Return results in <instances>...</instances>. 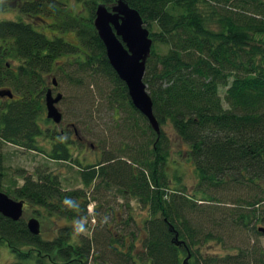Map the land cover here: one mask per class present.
I'll return each instance as SVG.
<instances>
[{
	"label": "trees",
	"instance_id": "1",
	"mask_svg": "<svg viewBox=\"0 0 264 264\" xmlns=\"http://www.w3.org/2000/svg\"><path fill=\"white\" fill-rule=\"evenodd\" d=\"M65 1L0 0V12L12 7L19 11L12 20H0V89L14 96L0 98V143L36 149V139L44 136L38 121L50 122L43 118L47 91L43 75L56 60L80 51L77 65L108 78L113 86L111 98L126 111V131L140 139L133 148L136 155L128 160L132 166L121 159L104 161L111 162L105 171L108 180L122 177L121 183L149 213L143 237L138 239L135 233H129L127 240L120 234L110 236V242L127 248L118 253L109 242L111 252L122 255L124 264H137V260L140 264H183L185 260L186 264H264V248L240 251L233 257L203 258L199 246L211 235L189 219L201 205L221 203L208 190L246 186L252 195L237 201L241 205L235 212L225 208V220L248 227L256 235L254 224L264 225V43L256 39L264 36V0H121L139 14L152 40L143 82L159 135L133 107L93 26L97 6L110 10L119 0H78L88 8L86 17ZM41 16L51 20L47 24L51 36L22 18L41 20ZM68 31L74 32L82 49L63 41ZM161 47L167 48L163 54ZM8 60L19 64L13 67ZM220 90H224L223 97ZM139 122L145 127H139ZM165 123L188 146L198 197L169 182V145L161 130ZM58 142L50 158L65 162L67 144ZM100 165L83 174L85 184L99 176L93 168ZM3 176L0 173V192L13 200L24 199L57 212L78 206L74 203L79 193L63 190L57 177L26 178L22 186L11 190L14 183L4 188ZM68 229L48 241L31 235L23 218L13 222L0 215V244L12 253L14 260L9 264H87L90 244H74Z\"/></svg>",
	"mask_w": 264,
	"mask_h": 264
},
{
	"label": "rangeland",
	"instance_id": "2",
	"mask_svg": "<svg viewBox=\"0 0 264 264\" xmlns=\"http://www.w3.org/2000/svg\"><path fill=\"white\" fill-rule=\"evenodd\" d=\"M69 7L79 15L86 17L87 7L78 0H66ZM84 9V10H83ZM19 14L17 9L0 12V20H12ZM76 14V15H77ZM24 22L37 24V30L44 28L47 36H51V31L47 24L51 20L41 16L27 19L22 17ZM157 30L156 27H152ZM64 42L77 48H83L75 37L74 32L63 34ZM264 43V36L256 38ZM167 51L166 47H161V54ZM80 51H75L68 58L62 57L56 60L50 72L43 75L46 80V88L52 89L53 97L61 95V100L56 108L62 115V120L58 125L38 121L44 136L38 137L34 143L35 150H29L12 143H0V154L2 155V166L0 173H3L2 185L8 188L13 182L14 188L24 184L26 178L33 181L40 175H50L57 177L61 187L65 191H77L80 199L74 203L77 208H64L60 212L52 208L40 206L24 201V214L22 218L26 223L31 218H36L40 223V237L44 240H54L65 228L72 233L73 243L81 246L83 241H88L91 246L87 264H124L123 256L117 255L110 250V239L117 234L128 239L129 233H135L136 238L144 235V221L149 219L147 208L139 202L129 189L121 183L122 177L115 180H108L105 171L109 170L111 162L104 163L108 158L113 161L128 160L134 154V146L140 144L137 134L128 133L123 122L127 120L126 111L118 105L112 98L113 86L106 76L88 68H80L78 56ZM13 67H17L19 62H11ZM56 86L53 87L52 83ZM224 90L219 94L223 97ZM46 111L44 106L43 118ZM72 124L80 137L87 139L86 147L77 143L73 135ZM139 127L144 128L142 122ZM135 130L137 129L134 124ZM65 131V137L61 138L60 131ZM162 132L167 140L168 162L166 174L169 182L177 183L182 187L185 194L200 196L195 192L198 183L194 165L188 156V146L181 142L175 135L174 130L167 123L162 125ZM148 137V136H147ZM145 137V139H147ZM145 139L142 141L145 143ZM58 140L67 144L68 160L65 162L54 161L50 154ZM91 145L93 147H91ZM136 155V154H134ZM104 163V164H103ZM102 164L93 169L99 172L91 183L85 184L83 174L92 170L91 166ZM138 171L141 169L133 165ZM114 178V177H113ZM124 182V181H123ZM169 187H175L170 186ZM249 190L246 186L234 187L225 186L222 190H208L207 193L215 197L221 203L219 206L201 205L200 211L196 210L189 214V219L194 222L204 232H209V238L204 244L199 246V251L203 258L214 256L219 258L233 257L241 251L257 250L264 248V236L254 234L250 228L235 224L225 220L224 209L238 210L240 202L246 199ZM18 200V199H17ZM197 201V200H196ZM215 205V204H214ZM77 221H83L85 230L77 231ZM264 226L260 223L254 224V229ZM110 238V239H109ZM112 242V243H111ZM111 247L116 248L118 253L126 252V249L118 243L111 241ZM128 244V243H127ZM139 248V241L135 242ZM27 250V248H24ZM12 253L3 244H0V264L13 262ZM137 264L140 262L137 260Z\"/></svg>",
	"mask_w": 264,
	"mask_h": 264
},
{
	"label": "water",
	"instance_id": "3",
	"mask_svg": "<svg viewBox=\"0 0 264 264\" xmlns=\"http://www.w3.org/2000/svg\"><path fill=\"white\" fill-rule=\"evenodd\" d=\"M93 26L105 47L109 65L126 85L133 107L159 135L160 128L153 116L152 102L143 82L152 40L139 14L121 0L110 11L101 4L95 10ZM53 85L55 86L54 81ZM0 97L13 98V95L9 90H0ZM60 100V94L53 97L50 90L46 92V118L54 124H59L62 120V115L56 108ZM23 205L24 201L13 200L0 192V215L3 217L13 222L19 221L23 215ZM26 228L31 235H40V223L36 218L29 219ZM257 232L264 236V227H258ZM183 264H186V260Z\"/></svg>",
	"mask_w": 264,
	"mask_h": 264
},
{
	"label": "flooded vegetation",
	"instance_id": "4",
	"mask_svg": "<svg viewBox=\"0 0 264 264\" xmlns=\"http://www.w3.org/2000/svg\"><path fill=\"white\" fill-rule=\"evenodd\" d=\"M0 98H4V97H0ZM70 125H71L70 127H72V130H73V135L76 138L75 141H77V143L81 144L83 147H86L87 139L85 137H80L78 132L74 128V126L72 124H70ZM60 136H61V138L65 137V131L64 130L60 131ZM91 147H93V146L91 145Z\"/></svg>",
	"mask_w": 264,
	"mask_h": 264
},
{
	"label": "clouds",
	"instance_id": "5",
	"mask_svg": "<svg viewBox=\"0 0 264 264\" xmlns=\"http://www.w3.org/2000/svg\"><path fill=\"white\" fill-rule=\"evenodd\" d=\"M65 203H68V201L66 200ZM76 228L77 231L83 232L85 230L83 221H77Z\"/></svg>",
	"mask_w": 264,
	"mask_h": 264
}]
</instances>
